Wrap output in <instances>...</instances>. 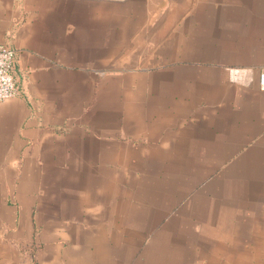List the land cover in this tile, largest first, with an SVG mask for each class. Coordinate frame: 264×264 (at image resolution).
I'll use <instances>...</instances> for the list:
<instances>
[{
    "label": "crops",
    "instance_id": "0c3cea01",
    "mask_svg": "<svg viewBox=\"0 0 264 264\" xmlns=\"http://www.w3.org/2000/svg\"><path fill=\"white\" fill-rule=\"evenodd\" d=\"M133 1L0 0V44L15 50L19 91L0 102V264H122L120 224L83 216L100 215L106 197L116 198L119 167L167 165L181 134L191 147L227 151V159H264V0H142L169 7L161 41L147 32L144 44L123 45V6ZM177 5L203 7L192 50L173 33ZM186 78L210 89L194 93L183 113L171 102L181 100L174 86ZM147 90L161 110L145 106ZM158 114L155 125L146 120ZM94 181L96 202L87 194ZM107 181L112 193L100 188ZM202 246L178 231L150 244L146 261L236 264L224 245L204 257ZM241 257L264 264V237L252 259L248 250Z\"/></svg>",
    "mask_w": 264,
    "mask_h": 264
},
{
    "label": "rangeland",
    "instance_id": "374dc122",
    "mask_svg": "<svg viewBox=\"0 0 264 264\" xmlns=\"http://www.w3.org/2000/svg\"><path fill=\"white\" fill-rule=\"evenodd\" d=\"M241 6L238 4L237 13L241 12ZM171 8L170 24L177 19L173 33L180 34L182 49L192 50L202 38L198 25L203 7L177 5ZM168 9L164 5H147L142 0L133 1L129 7L123 6V30L128 31L124 33L123 45L130 41L144 44L147 32L152 33L153 42L161 41V32H157V28ZM151 14L153 20L149 22ZM136 31L137 36L134 35ZM172 42L175 38L170 40V46ZM190 81L186 78L185 85L174 86L173 98L181 100L171 104L175 109L181 107L183 113L185 107L188 109L193 105L194 93L199 97L200 93L210 89L199 85L193 87ZM157 86L161 90V85ZM143 93L149 110H161L164 103L158 100L156 93L153 92L156 99L149 97L150 90ZM160 114L145 119H153L155 125ZM123 143L128 145L130 141L123 137ZM154 147L158 145L155 143ZM226 152L191 147L186 135L181 134L179 140L170 142L167 165L139 163L119 167L121 181L117 183L120 189L117 195L116 187V198L106 197V209L100 215L83 217L95 224L103 221L110 229L114 228V223L120 224L122 237L117 247L122 254V264H147L149 245L161 244L167 234L171 236L178 231H183L188 239H198L203 245V257L210 252L214 256L216 248L224 245L227 251H232L236 264H245L241 253L248 250L252 259L258 238L264 237V159L252 155L251 158L231 160L226 158ZM97 184L96 181L87 183V194L94 202L97 201L94 189ZM103 184L108 185L110 193L113 192L112 182L100 183V188ZM59 211L62 213V209ZM193 226L196 234L191 235ZM148 264L160 263L154 260ZM186 264H189L188 259Z\"/></svg>",
    "mask_w": 264,
    "mask_h": 264
},
{
    "label": "built area",
    "instance_id": "2783aa9c",
    "mask_svg": "<svg viewBox=\"0 0 264 264\" xmlns=\"http://www.w3.org/2000/svg\"><path fill=\"white\" fill-rule=\"evenodd\" d=\"M15 50L10 46L0 44V102L18 95V87L13 76ZM259 87L264 91V68L259 74Z\"/></svg>",
    "mask_w": 264,
    "mask_h": 264
}]
</instances>
